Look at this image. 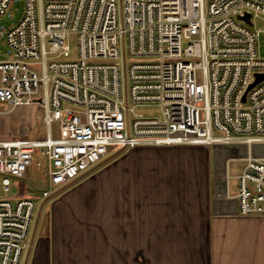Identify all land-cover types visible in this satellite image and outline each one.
I'll list each match as a JSON object with an SVG mask.
<instances>
[{
    "label": "built area",
    "instance_id": "1",
    "mask_svg": "<svg viewBox=\"0 0 264 264\" xmlns=\"http://www.w3.org/2000/svg\"><path fill=\"white\" fill-rule=\"evenodd\" d=\"M12 1L0 0V18ZM22 1L6 34L12 57L0 62V115L35 105L45 134L0 140V264H21L38 200L136 147H244L230 159L242 170L228 174L238 214L264 217V79L248 90L264 75L253 29L264 0ZM151 105L159 117L135 112ZM41 160L47 188L10 197L11 177Z\"/></svg>",
    "mask_w": 264,
    "mask_h": 264
},
{
    "label": "crops",
    "instance_id": "2",
    "mask_svg": "<svg viewBox=\"0 0 264 264\" xmlns=\"http://www.w3.org/2000/svg\"><path fill=\"white\" fill-rule=\"evenodd\" d=\"M15 131L0 130V140ZM208 147L213 166L182 156ZM240 148L143 146L111 155L39 202L21 264H264V217L238 214L228 178Z\"/></svg>",
    "mask_w": 264,
    "mask_h": 264
},
{
    "label": "rangeland",
    "instance_id": "3",
    "mask_svg": "<svg viewBox=\"0 0 264 264\" xmlns=\"http://www.w3.org/2000/svg\"><path fill=\"white\" fill-rule=\"evenodd\" d=\"M24 12V2L22 0H13L7 13L0 18V62L8 60L12 57V51L8 47L6 42L7 31L18 24L22 18ZM254 30L260 31L257 40V49L260 58L264 59V18H254ZM67 45L70 48V58L75 59L77 57L78 41L76 35H70L67 40ZM135 112L143 114L145 116H160V108L157 105L151 106H138L135 108ZM42 114V110L35 105L19 106L13 111L6 112L0 115V130L2 131H14L17 129H28L30 137H43L45 133V127L40 122L39 118ZM56 128V124H54ZM15 131V132H16ZM3 134V133H2ZM4 135V134H3ZM207 150L198 151L197 149L188 150L182 152L183 157L195 158L196 160H202L206 165H214V147H208ZM244 147L237 149L234 153V157L241 156L244 151ZM184 153V154H183ZM172 157L178 156L176 154H171ZM42 161V166L34 165L33 168L28 172V178H14L11 177V191L9 193L10 197L22 196L27 192V187L41 190L47 188L48 186V175L46 171V165L44 160ZM229 166L234 171L231 174H237L240 172L244 166L242 162H231ZM211 168V167H210ZM238 171V172H237ZM232 191H236L237 183L234 179H231ZM5 197V194L1 187V176H0V198ZM39 202H37V209L35 217L39 209ZM35 221V218H34ZM34 225V223H33ZM33 227V226H32ZM23 263V262H22Z\"/></svg>",
    "mask_w": 264,
    "mask_h": 264
},
{
    "label": "water",
    "instance_id": "4",
    "mask_svg": "<svg viewBox=\"0 0 264 264\" xmlns=\"http://www.w3.org/2000/svg\"><path fill=\"white\" fill-rule=\"evenodd\" d=\"M249 19L250 16H247L245 18H242V20H245L247 23H249ZM256 82H254L253 84H251L248 88V90H250L251 88H253L256 84H258L260 81H262L264 79V75H256ZM243 101H245V97L243 98Z\"/></svg>",
    "mask_w": 264,
    "mask_h": 264
}]
</instances>
